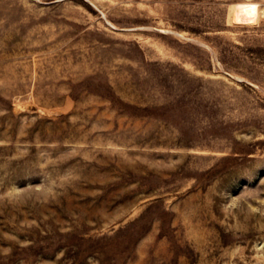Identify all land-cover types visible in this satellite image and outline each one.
I'll list each match as a JSON object with an SVG mask.
<instances>
[{"label": "rangeland", "instance_id": "obj_1", "mask_svg": "<svg viewBox=\"0 0 264 264\" xmlns=\"http://www.w3.org/2000/svg\"><path fill=\"white\" fill-rule=\"evenodd\" d=\"M0 264H264V0H0Z\"/></svg>", "mask_w": 264, "mask_h": 264}]
</instances>
